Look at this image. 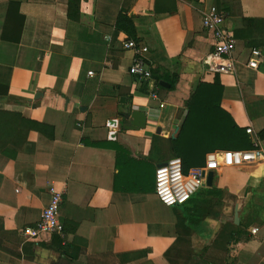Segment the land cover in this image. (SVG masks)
<instances>
[{"label": "crops", "instance_id": "0c3cea01", "mask_svg": "<svg viewBox=\"0 0 264 264\" xmlns=\"http://www.w3.org/2000/svg\"><path fill=\"white\" fill-rule=\"evenodd\" d=\"M210 6L235 38L233 74L210 69L213 37L202 27ZM120 12L136 40L116 27ZM127 39L148 48L150 80L130 73ZM252 49L256 68L247 65ZM215 81L219 107L264 152V0H0V110L51 132L30 130L20 149L0 153V264H54L55 237L73 247L72 264H264V217L249 201L261 186L264 200V159L213 170L211 185L182 205L165 206L154 193L157 165L180 157L171 141L187 103ZM133 110L145 126L124 129ZM50 189L62 197V234L23 237Z\"/></svg>", "mask_w": 264, "mask_h": 264}, {"label": "built area", "instance_id": "2783aa9c", "mask_svg": "<svg viewBox=\"0 0 264 264\" xmlns=\"http://www.w3.org/2000/svg\"><path fill=\"white\" fill-rule=\"evenodd\" d=\"M224 13L215 6H210L202 15V27L213 37V50L209 57L216 59L210 69L221 74H233L235 60V38L223 25ZM125 48L132 50L134 57L129 71L132 75L142 80H150L145 54L148 48L132 39L125 41ZM259 55L257 49L251 50V58L247 65L257 67L254 58ZM153 97L156 95L153 93ZM252 134L250 127L246 128ZM253 141V140H252ZM258 138H254L253 148L248 150H222L207 156L204 167H195L188 172L183 171V163L179 157H170L157 165L154 172V193L158 201L168 207L182 205L190 199L196 190L205 182L202 175L206 170H216L221 167L242 166L247 162H257L264 159V152L258 147ZM61 194L49 190V200L44 207L39 219L34 225L24 226L20 233L27 239L35 238L41 234H62L63 224L59 220ZM252 232L256 228L251 229Z\"/></svg>", "mask_w": 264, "mask_h": 264}, {"label": "trees", "instance_id": "16d2710c", "mask_svg": "<svg viewBox=\"0 0 264 264\" xmlns=\"http://www.w3.org/2000/svg\"><path fill=\"white\" fill-rule=\"evenodd\" d=\"M17 7L18 5L15 8ZM14 12H18V9H14ZM251 22L252 19L243 18L245 25ZM21 25L20 21L17 27L19 34ZM116 27L125 31L129 38L136 40L135 29L130 18L121 12L117 17ZM221 93L222 86L218 81L211 84H201L193 95V101L187 103L189 108L187 117L177 137L171 141L174 150L180 155L179 158L182 160L185 173L190 167L202 166L207 151L216 148L229 150H248L252 148L251 141H248L247 137L242 135L240 128L219 107ZM30 130L40 131L47 137L51 136L47 126L33 119L23 117L20 112L0 110V153L8 147L15 150L20 149L27 143V135ZM258 136L260 139H264V129L259 132ZM207 194L219 195V192L209 189ZM250 222H252L251 218L248 223ZM54 241L60 245L57 247L59 258L54 264H72L77 256L72 255V252L70 254L68 251L73 247L63 243L58 237H55Z\"/></svg>", "mask_w": 264, "mask_h": 264}, {"label": "water", "instance_id": "95a60500", "mask_svg": "<svg viewBox=\"0 0 264 264\" xmlns=\"http://www.w3.org/2000/svg\"><path fill=\"white\" fill-rule=\"evenodd\" d=\"M153 78H155L153 76ZM161 85H165V83L161 82ZM126 117H129V121H127L128 124H126L124 126V129H137L140 127H144L145 126V115L142 111L139 110H133L131 111L129 114L126 115ZM202 175H204V173H202ZM212 171H208L206 173V177H205V184L206 185H211V181H212ZM234 224H238L239 223V217H238V212L237 210L234 211Z\"/></svg>", "mask_w": 264, "mask_h": 264}, {"label": "rangeland", "instance_id": "374dc122", "mask_svg": "<svg viewBox=\"0 0 264 264\" xmlns=\"http://www.w3.org/2000/svg\"><path fill=\"white\" fill-rule=\"evenodd\" d=\"M222 169V168H221ZM219 169H216V170H214V171H218ZM263 185H264V182H263ZM263 192H264V190H263ZM196 193V192H195ZM194 193V194H195ZM194 196V195H193ZM205 196L206 197H208L209 199H211V200H214V201H220V205H222V200H221V198H224L223 197V195H221V197H216L215 195H206V193H205ZM228 197V196H227ZM227 197H225V198H227ZM262 197H263V194H262V186H261V188L259 189V188H257V189H253L251 192H250V194H249V201L251 202V203H255L257 206H259L261 209H260V212L256 215V217H259V218H262V217H264V200L262 199ZM204 199H202V201H203ZM259 201V202H256V201ZM205 201H207V200H205ZM211 207H212V205H211ZM206 208H208V207H206ZM253 216H255V215H253Z\"/></svg>", "mask_w": 264, "mask_h": 264}]
</instances>
